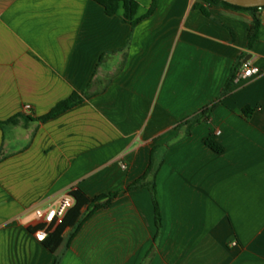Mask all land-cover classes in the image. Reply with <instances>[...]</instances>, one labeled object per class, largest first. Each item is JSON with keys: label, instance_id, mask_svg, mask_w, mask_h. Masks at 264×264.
Segmentation results:
<instances>
[{"label": "crops", "instance_id": "1", "mask_svg": "<svg viewBox=\"0 0 264 264\" xmlns=\"http://www.w3.org/2000/svg\"><path fill=\"white\" fill-rule=\"evenodd\" d=\"M196 1L131 26L93 0H0V122L20 115L0 125V264H264V8L248 49L250 13ZM244 58L257 73L225 92ZM75 190L118 194L50 251L33 212Z\"/></svg>", "mask_w": 264, "mask_h": 264}, {"label": "trees", "instance_id": "2", "mask_svg": "<svg viewBox=\"0 0 264 264\" xmlns=\"http://www.w3.org/2000/svg\"><path fill=\"white\" fill-rule=\"evenodd\" d=\"M97 4L103 7L105 14L107 16H113L115 15L120 9H122V20L125 23L130 24L131 26H135L138 24L143 18L151 15V13L154 10V0L151 4V7L147 14L144 17L136 18V11L138 8V4L135 0H93ZM207 6H221L228 9L233 10H242L250 13L252 22L251 26L248 30V49H250L254 43L257 41L258 38V32L260 28V19L257 15L259 8H241L237 6H233L230 4H227L220 0H197L193 7L194 9L200 10L204 15H208L207 9L203 7V5ZM238 70L236 68L234 69L233 75L231 79L227 82L225 92L230 87V85L233 83L236 77V73ZM81 102V97L77 94H72L68 99L58 103L49 113L46 115L38 118L40 122H45L50 119H53L60 114L64 113L65 111L71 109L72 107L78 105ZM244 114H247V111L244 112ZM20 118V115H16L9 120L5 122H0V125H16L18 122V119ZM208 147L211 149L218 151L219 149L211 142L206 141L205 142ZM152 168L151 165L148 167L144 175L138 179L136 182L131 184L128 189L138 187L140 185H143L144 181L146 180L147 176L151 173ZM153 193H154V212L156 217V223L157 226H159L160 222V209H159V202L157 199V196L155 194L154 187H152ZM118 192L110 193L106 195H101L94 198H87L82 192L80 191H71L70 195L74 199V205L73 207L66 213L62 224L57 226L54 230L48 231L46 238L42 241L44 246L49 249L50 251H55L58 246L61 244L62 239L61 235L63 233V230L66 227H74V232L70 236V239L75 235V233L79 230L80 226L98 209L106 208L110 203L116 198ZM83 207H86V213L81 216V209Z\"/></svg>", "mask_w": 264, "mask_h": 264}, {"label": "built area", "instance_id": "3", "mask_svg": "<svg viewBox=\"0 0 264 264\" xmlns=\"http://www.w3.org/2000/svg\"><path fill=\"white\" fill-rule=\"evenodd\" d=\"M256 73L257 70L247 61L241 64L236 73L235 81L247 79ZM73 205V197L70 193H66L60 198L55 206L47 209H36L33 212L34 219L31 221L33 223L39 222L41 225V227H39L34 233L36 240L42 242L46 238L48 231H52L54 227L61 225L66 213L73 207Z\"/></svg>", "mask_w": 264, "mask_h": 264}, {"label": "water", "instance_id": "4", "mask_svg": "<svg viewBox=\"0 0 264 264\" xmlns=\"http://www.w3.org/2000/svg\"><path fill=\"white\" fill-rule=\"evenodd\" d=\"M227 4L241 8H264V0H220ZM249 58L242 59V64L247 62Z\"/></svg>", "mask_w": 264, "mask_h": 264}]
</instances>
